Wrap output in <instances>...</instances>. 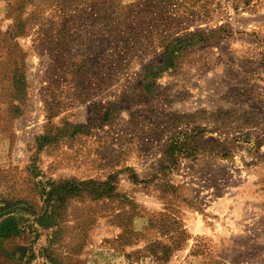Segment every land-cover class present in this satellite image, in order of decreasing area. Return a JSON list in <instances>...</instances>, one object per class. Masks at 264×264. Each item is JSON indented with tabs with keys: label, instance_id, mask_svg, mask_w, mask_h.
I'll return each instance as SVG.
<instances>
[{
	"label": "rangeland",
	"instance_id": "rangeland-1",
	"mask_svg": "<svg viewBox=\"0 0 264 264\" xmlns=\"http://www.w3.org/2000/svg\"><path fill=\"white\" fill-rule=\"evenodd\" d=\"M0 224V264H264V0H0Z\"/></svg>",
	"mask_w": 264,
	"mask_h": 264
},
{
	"label": "trees",
	"instance_id": "trees-1",
	"mask_svg": "<svg viewBox=\"0 0 264 264\" xmlns=\"http://www.w3.org/2000/svg\"><path fill=\"white\" fill-rule=\"evenodd\" d=\"M8 230H5V224H0V238H8L10 237L9 234H4L6 233ZM10 233V232H9Z\"/></svg>",
	"mask_w": 264,
	"mask_h": 264
}]
</instances>
